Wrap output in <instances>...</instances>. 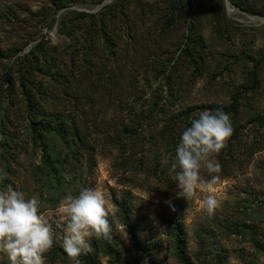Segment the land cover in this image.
<instances>
[{
    "label": "rangeland",
    "instance_id": "obj_1",
    "mask_svg": "<svg viewBox=\"0 0 264 264\" xmlns=\"http://www.w3.org/2000/svg\"><path fill=\"white\" fill-rule=\"evenodd\" d=\"M229 3L0 0V189L41 201L45 264H71L62 200L88 187L111 230L81 264H264V0ZM234 102L209 215L168 169L199 112ZM34 122L65 124L84 150L44 134L45 161Z\"/></svg>",
    "mask_w": 264,
    "mask_h": 264
},
{
    "label": "clouds",
    "instance_id": "obj_2",
    "mask_svg": "<svg viewBox=\"0 0 264 264\" xmlns=\"http://www.w3.org/2000/svg\"><path fill=\"white\" fill-rule=\"evenodd\" d=\"M233 127L223 108L205 109L180 133L171 157L169 175L175 181L177 197L190 199L205 193L203 207L212 215L219 206L216 185L222 165L215 159L231 137ZM0 169V181L7 177ZM61 211L66 223L61 247L71 264L90 252L93 238H110V224L104 194L92 187L77 195L66 194ZM41 201L26 197L8 184L0 189V255L9 264H45V254L53 246V230L40 214Z\"/></svg>",
    "mask_w": 264,
    "mask_h": 264
},
{
    "label": "trees",
    "instance_id": "obj_3",
    "mask_svg": "<svg viewBox=\"0 0 264 264\" xmlns=\"http://www.w3.org/2000/svg\"><path fill=\"white\" fill-rule=\"evenodd\" d=\"M103 34L105 35V32H103ZM28 104L30 107H32L30 100H28ZM219 108H222V107H219ZM236 108H237V103L234 102L230 109L223 108V110L226 113H228L231 111L232 112L235 111ZM34 126H36V129H35L36 137L42 142L41 145L43 147L45 161H50V157L47 154V147L46 145H44V142H43L44 134H54L58 136L65 143L69 151L72 153L79 152V151L81 152V150H84L83 145L85 144H81L78 146L77 151H75V149L73 148V145L77 147L78 143H80L81 140L79 138L69 139L68 127L63 123L62 124L60 123V125H54V123H51V122H38V123L34 122ZM1 145L2 144L0 142V146ZM86 262L88 264H95V262L93 260H90L89 258H86Z\"/></svg>",
    "mask_w": 264,
    "mask_h": 264
},
{
    "label": "water",
    "instance_id": "obj_4",
    "mask_svg": "<svg viewBox=\"0 0 264 264\" xmlns=\"http://www.w3.org/2000/svg\"><path fill=\"white\" fill-rule=\"evenodd\" d=\"M225 1H226L227 7L229 8V6H230L229 0H225Z\"/></svg>",
    "mask_w": 264,
    "mask_h": 264
},
{
    "label": "bare ground",
    "instance_id": "obj_5",
    "mask_svg": "<svg viewBox=\"0 0 264 264\" xmlns=\"http://www.w3.org/2000/svg\"><path fill=\"white\" fill-rule=\"evenodd\" d=\"M233 8V7H232ZM231 12V11H230ZM254 18V17H253Z\"/></svg>",
    "mask_w": 264,
    "mask_h": 264
}]
</instances>
